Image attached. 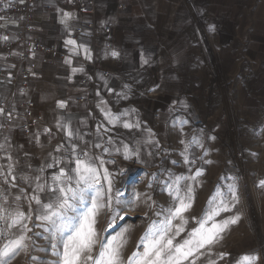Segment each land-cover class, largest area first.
I'll list each match as a JSON object with an SVG mask.
<instances>
[{
    "label": "rangeland",
    "instance_id": "rangeland-1",
    "mask_svg": "<svg viewBox=\"0 0 264 264\" xmlns=\"http://www.w3.org/2000/svg\"><path fill=\"white\" fill-rule=\"evenodd\" d=\"M177 5L183 12L177 17L171 38L176 46L180 39L186 46L178 45L172 51V76L166 82L149 84L150 99H124L126 106L149 104L156 108L154 123L145 124L141 127L145 131L141 129L139 134L148 145L138 148L137 161L117 165L101 161L112 182V210L102 209L96 217L93 255L98 254L100 243L124 229L122 240L117 241L123 244L120 255L124 264L133 252H142L141 237L149 225L160 224L169 216L168 210L178 204L169 195V185L175 190L174 181L179 177L180 196L191 186L194 198L182 214L187 223L174 243L188 239L205 212L221 200L230 210L221 211L215 221L239 217L221 239L194 251L183 264H237L245 255L255 256L254 264H264L259 242V236L264 242L261 0H180ZM195 18L206 33L217 70L210 64L204 37L195 29ZM132 91L133 96L136 92L134 88ZM127 148L130 152L131 147ZM120 149L125 154V147ZM132 167L139 169L138 175L121 186ZM197 171L202 174L197 176ZM54 176L49 172L36 176L21 173L11 178L0 174V249L21 234L27 245L6 258L5 264H59L60 257L54 253H62V242L58 235L53 239L50 224L38 219L41 205L49 202L50 189L56 187ZM100 184L107 190L104 172H100ZM213 196L216 203L210 206ZM34 197L40 199V205ZM18 213L25 218L13 225ZM172 223L175 226L181 221ZM221 254H225L223 258Z\"/></svg>",
    "mask_w": 264,
    "mask_h": 264
},
{
    "label": "crops",
    "instance_id": "crops-1",
    "mask_svg": "<svg viewBox=\"0 0 264 264\" xmlns=\"http://www.w3.org/2000/svg\"><path fill=\"white\" fill-rule=\"evenodd\" d=\"M178 1L97 0L93 14H79L62 0L35 2L26 37L42 43L60 39L65 56L47 65L40 52H30L19 62L0 54V69L15 77L13 82L0 80V102L20 115L19 104L31 101L42 117V123L29 131L18 129L20 117L7 130H0V174L5 178L21 173L58 175L61 168H74L79 157L90 159L99 173L104 172L100 164L106 160L114 165L137 161L138 148L148 145L139 139L141 127L154 123L156 108L126 106L124 99H150L149 84L172 76V51L186 46L181 39L176 46L171 38L183 12ZM261 3L264 11V0ZM21 26L19 16L1 23L16 57L21 56L22 44L13 34ZM76 29L82 33L71 38ZM199 35L203 38L202 32ZM68 40L76 44H67ZM21 68L27 71L25 88L19 86ZM109 114L117 117L115 123ZM125 123L133 127L126 128ZM125 146L135 153L130 159L120 149Z\"/></svg>",
    "mask_w": 264,
    "mask_h": 264
},
{
    "label": "snow or ice",
    "instance_id": "snow-or-ice-1",
    "mask_svg": "<svg viewBox=\"0 0 264 264\" xmlns=\"http://www.w3.org/2000/svg\"><path fill=\"white\" fill-rule=\"evenodd\" d=\"M66 43L75 45L76 41L68 40ZM85 51L87 52V49ZM112 55L115 57L118 53L113 52ZM73 71L76 70L73 69ZM60 107H64L63 103ZM109 119L111 123H115L117 117L109 114ZM124 127L131 128L133 125L125 123ZM68 135H73L70 128ZM132 154L135 153H129L125 146V159H130ZM74 163V168H69L67 171L61 168L59 174L53 177L56 187L50 189L52 195L49 197V202L41 205V215L38 217L51 225L53 239L58 235L62 242V253L54 254L59 255V264H124L120 255L123 244L117 241L122 240L127 229L122 230L106 243H100L98 254L93 255L97 245L96 217L102 209L112 210V182L109 174L105 169L104 179L108 182V188L105 190L100 184V173L90 159L76 158ZM201 174L200 171L196 173L197 176ZM180 179L182 178L178 177L174 181L175 190L172 189V185H169V195L178 201V204L168 210L169 216L160 224L153 222L149 225L140 241L143 251L133 252L127 258V264H183L194 251L221 239L228 226L239 219L237 216L220 222L215 221L214 218L219 216L221 211L230 210L228 205L221 200L216 207H210L205 212L204 217L198 221L199 227L193 230L188 239L174 243L175 237L180 235L184 230L183 225L187 223L182 214L191 207V201L194 198L191 186L187 187L184 196H180ZM261 186H264V181H261ZM230 191L235 200L236 195L231 186ZM34 199L38 205L41 204L38 197ZM117 203H119L118 200ZM215 203L216 196H213L209 200V205ZM24 218L23 213H18L13 219V225L20 223ZM175 219H179L181 223L174 226L172 222ZM209 221L212 222L211 227H206ZM173 227H175V232H173ZM25 239V235L21 234L0 249V264H5L6 258L15 254L17 249L26 248ZM55 247L56 245L53 244V248ZM223 255L225 254H221V258ZM255 260V256L245 255L237 264H254Z\"/></svg>",
    "mask_w": 264,
    "mask_h": 264
},
{
    "label": "built area",
    "instance_id": "built-area-1",
    "mask_svg": "<svg viewBox=\"0 0 264 264\" xmlns=\"http://www.w3.org/2000/svg\"><path fill=\"white\" fill-rule=\"evenodd\" d=\"M38 0H0V54L4 55L6 60L21 61L28 56L30 52H40L44 55L42 62L47 65H54L59 59L64 58L65 53L60 49V39H56L51 43H42L37 40L26 37L30 32V21L33 13V4ZM97 0H62L61 3H66L71 9L76 10L79 14H93L94 6ZM13 16H19L22 18V26L18 32L14 35V39L17 43L22 44L21 56H14L12 53V46L6 37L8 33L2 29L1 23L4 19L11 18ZM195 29L204 35L206 41L205 49L209 51V60L212 67L217 70V64L215 56L212 53L210 44L207 41L206 34L202 27V24L196 18L194 19ZM82 33L81 29H76L71 38H76ZM104 33H108V30H104ZM109 46L106 45V48ZM20 81L19 86L25 88L27 71L25 68H21L18 74ZM0 80H8L13 82L15 77H8V75L0 69ZM81 83H85L82 81ZM21 110L20 115H16L13 111L9 110L2 102H0V130H7L11 127L13 121L20 117V123L18 129L23 131H29L40 123H42V117L35 112V104L31 101L21 102L19 104ZM81 159V157H79ZM259 242L261 243L260 251L264 258V242L262 237L259 236Z\"/></svg>",
    "mask_w": 264,
    "mask_h": 264
},
{
    "label": "bare ground",
    "instance_id": "bare-ground-1",
    "mask_svg": "<svg viewBox=\"0 0 264 264\" xmlns=\"http://www.w3.org/2000/svg\"><path fill=\"white\" fill-rule=\"evenodd\" d=\"M139 169L136 167H132L130 172L128 173L127 177H124L121 180V186L125 185V183H127L130 179L136 177L138 175ZM124 187V186H123Z\"/></svg>",
    "mask_w": 264,
    "mask_h": 264
}]
</instances>
